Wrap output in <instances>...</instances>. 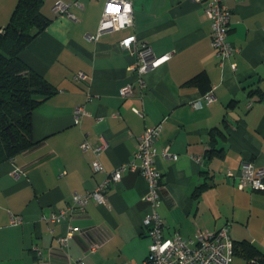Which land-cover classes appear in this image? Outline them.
<instances>
[{"label":"crops","instance_id":"crops-1","mask_svg":"<svg viewBox=\"0 0 264 264\" xmlns=\"http://www.w3.org/2000/svg\"><path fill=\"white\" fill-rule=\"evenodd\" d=\"M18 1L0 0V26ZM59 2L69 4L67 13L55 9ZM106 2L43 0L51 22L21 54L57 92L33 113L38 144L0 162V264H143L151 243L143 228L150 187L132 164H139V136L160 122L155 147L162 201L156 211L164 236L195 241L227 228L233 241L250 240L264 252V191L239 187L243 162L264 168V0H225L235 47L227 60L212 46L205 2L132 0V26L91 39ZM130 35L156 56H169L144 74L145 88L131 67L136 53L120 46ZM198 75L207 78L191 82ZM127 83L133 93L122 97L119 89ZM211 90L215 99L206 102ZM78 106L86 113L75 121ZM103 140L105 171L95 173L94 153L80 145L96 147ZM211 144L221 155L209 158ZM121 167V180L107 188V204L90 201L59 223L50 220ZM13 216L21 222L12 224ZM71 227L79 230L67 245L59 244ZM232 264L247 263L235 256Z\"/></svg>","mask_w":264,"mask_h":264},{"label":"built area","instance_id":"built-area-1","mask_svg":"<svg viewBox=\"0 0 264 264\" xmlns=\"http://www.w3.org/2000/svg\"><path fill=\"white\" fill-rule=\"evenodd\" d=\"M205 2L204 13L211 21L212 33L211 42L217 55L222 60H227L235 52V47L228 39L229 31L233 25L232 12L225 3V0H195ZM78 4V3H76ZM79 5V4H78ZM69 4L59 2L55 9L60 13L68 12ZM69 15L74 19V15ZM133 25V8L132 0H107L100 23L98 32L91 39H97L99 35L105 32L120 30L127 26ZM120 46L128 51L136 53V61L132 64V69L135 70L139 86L146 87L144 74L157 68L162 63L169 59L168 55L156 56L150 47L144 43L138 46L136 35H130L120 41ZM77 78L85 79L84 74H79ZM134 86L131 83L123 85L119 89V95L127 97L133 93ZM203 99L206 102H212L215 96L211 91L207 92ZM194 105L201 107L200 102H195ZM84 106L76 108V121L84 115ZM164 128L163 122L148 127L138 138V147L136 158L139 164H132L134 170H139L142 176L149 184V192L144 196L146 202L150 204L151 212L147 213L143 219V228H145L147 236L151 238V243L148 248L147 256L143 264H232L234 259L233 241L229 236L227 228H222L216 233L208 234L201 233L197 240L184 239L179 235L166 237L163 234V224L157 214L156 208L162 201V173L156 164L158 155L155 141ZM83 152L91 150L95 158L92 161L94 172H104L105 167L100 161V155L105 148V142L96 147H92L87 141L80 145ZM174 160L178 159L177 154H169ZM122 167L114 170L108 175L97 187L87 191L84 194H76L73 205L63 208L56 213H53L50 220L53 223H59L65 218L66 213L75 208L84 211L85 206L94 201L99 205H105L108 201L107 188L110 183L119 182L122 178ZM249 186L252 189L264 191V168H257L252 162H243L240 174V188ZM21 222V218L13 216L12 224ZM79 229L71 227L66 236L57 239L61 245H67L68 239L74 236ZM97 248H93L95 251ZM41 251L38 255L41 256ZM73 264H81L76 262Z\"/></svg>","mask_w":264,"mask_h":264},{"label":"trees","instance_id":"trees-1","mask_svg":"<svg viewBox=\"0 0 264 264\" xmlns=\"http://www.w3.org/2000/svg\"><path fill=\"white\" fill-rule=\"evenodd\" d=\"M42 5L43 0H19L9 22L0 26V162L13 160L38 144L31 134L33 113L57 92L21 55L51 22ZM202 77L207 78L198 75L191 82L198 84ZM258 90L249 93L253 95ZM217 154L221 155V149L211 144L209 158ZM205 187L201 184L199 190ZM233 253L247 264H264V252L250 240L233 241Z\"/></svg>","mask_w":264,"mask_h":264}]
</instances>
